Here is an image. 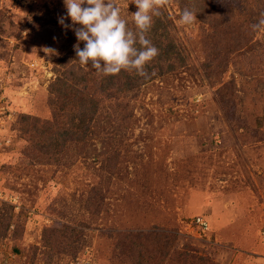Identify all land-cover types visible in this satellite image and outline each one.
Returning a JSON list of instances; mask_svg holds the SVG:
<instances>
[{
  "label": "rangeland",
  "instance_id": "1",
  "mask_svg": "<svg viewBox=\"0 0 264 264\" xmlns=\"http://www.w3.org/2000/svg\"><path fill=\"white\" fill-rule=\"evenodd\" d=\"M210 1L222 9L254 4ZM114 2L133 26L138 9L132 0ZM180 7L169 0L163 10L172 18L185 68L120 97L128 99L121 115L105 102L110 115H100L96 132L105 131L107 140L70 141L58 161L46 162L48 153L32 147L30 138L38 139L31 130L22 132L18 119H51L49 84L64 68L62 58L73 61L77 41L59 23L66 16L63 0H0V188L15 195L18 206H0V264H131L136 244H144L145 253L165 245L168 264L177 261L172 250L184 248L211 264H264V129L252 120L264 108L249 105L264 87V49L227 53L218 76L215 65H202L212 33L204 18L210 15L191 10L195 22L181 25ZM255 38L264 45V32ZM113 145L123 149L122 162L95 158ZM196 215L208 221L204 233L187 224ZM64 225L63 234L54 230ZM153 227L169 241L154 246V234L122 235Z\"/></svg>",
  "mask_w": 264,
  "mask_h": 264
},
{
  "label": "trees",
  "instance_id": "2",
  "mask_svg": "<svg viewBox=\"0 0 264 264\" xmlns=\"http://www.w3.org/2000/svg\"><path fill=\"white\" fill-rule=\"evenodd\" d=\"M181 5L180 13L183 9L188 8L195 12L202 11L208 13L210 16L204 18V22L208 23L212 29V33L207 37V41L204 43V52H207L205 61L202 65L204 67L215 68L218 72L224 71L227 67L228 58L227 53L235 52L239 49L249 51L250 49L261 47V52L264 49V45L255 38L258 31H253L252 25L257 23L261 19V13L264 12V0H254L253 3L245 4L241 8L233 9L229 6L227 9H222L219 5H216L214 1L210 0H177ZM132 21H127V26L130 30L135 31V25L131 26ZM172 24V18L168 13L160 9L159 16H153V22L150 30L146 33L147 38L158 49V55L148 62L145 66V71L148 76L141 77L137 75L135 71L121 70L115 75H103L98 73L91 65H81L76 57L73 55V61L68 62L62 60L61 66L64 68L54 77L49 84V105L51 106V119L44 120L41 124H38L39 119L29 114H22L18 119L19 129L22 132L31 130L36 136V139L30 138L33 142L32 147L43 149L45 154L44 160L47 162L58 161V155L64 151V146L68 142L74 141L75 145L79 144L91 138L93 136H99L103 139V142L110 136H107L102 131L96 132L98 124L102 123L99 120L100 115L104 112L110 113L108 105L105 102H112L114 109L120 113H124L126 106L128 105V99L123 101L120 97L127 96L128 92L134 91L139 88L141 84L152 82L156 77L163 76L164 74L177 71L179 68H185V56L183 55L180 43L174 38L170 25ZM72 25V24H70ZM72 27H80V25H73ZM69 27L68 36L72 37V40H76L75 33ZM223 31V37L218 33ZM241 40V44L235 45V43ZM82 47V42H80ZM231 45L235 49L225 48V46ZM137 47H140L138 44ZM73 53L75 52L74 50ZM70 51V52H71ZM65 56V55H64ZM264 59V53L262 54ZM75 60V61H74ZM262 61V60H261ZM63 64V65H62ZM264 64V62H263ZM230 82H233L231 80ZM253 96L249 98V105L252 109L264 108V87L261 86L252 93ZM115 103H114V102ZM246 104V103H245ZM242 105V104H240ZM239 105V106H240ZM248 107V106H247ZM111 108V107H110ZM110 115V114H109ZM129 115H133L132 111ZM125 120L126 117L121 119ZM105 120V119H104ZM254 125L257 128L264 129V109L258 111L257 115H254L252 119ZM119 123L114 127L115 133L111 138L116 136V132L119 130ZM107 127H104L106 130ZM97 136V137H98ZM118 142V141H117ZM105 147L108 144L105 142ZM115 145V144H114ZM112 146L108 149L98 153L96 159L101 163H109L111 160L116 163H120L123 149L121 147ZM128 152H132L131 142L126 143ZM104 147V146H103ZM132 166H136L137 162L132 160ZM113 166V164H112ZM101 169L104 171L105 167L101 164ZM134 177V171L132 172ZM117 174V172H115ZM102 175V174H101ZM128 179L127 177H125ZM131 179V177H129ZM124 179V177H123ZM126 181V180H125ZM130 197V196H128ZM100 198V197H99ZM102 198V196H101ZM131 198V197H130ZM65 226L62 229L56 228L55 231L63 234ZM132 230V229H131ZM123 230V237L127 239H133L134 235L137 237L155 235V245L164 244L166 239H159L157 236L165 235L160 229L154 227L147 231L133 232ZM174 236V235H173ZM138 243V242H137ZM133 243H131L132 245ZM144 244L140 249V245L136 244L138 248H134L135 255L131 264H168V257L171 253L165 245L159 249H150L151 252H144ZM130 246V245H129ZM128 246V247H129ZM164 246V247H163ZM149 247V246H148ZM149 250V249H148ZM156 254L157 258L153 263H149L148 259L152 258ZM172 253H175L176 264H211L212 261L209 257L199 255L197 252H189L188 249L184 250L173 249Z\"/></svg>",
  "mask_w": 264,
  "mask_h": 264
},
{
  "label": "clouds",
  "instance_id": "3",
  "mask_svg": "<svg viewBox=\"0 0 264 264\" xmlns=\"http://www.w3.org/2000/svg\"><path fill=\"white\" fill-rule=\"evenodd\" d=\"M66 16L59 18V23L72 27L77 38L73 46L81 65H91L98 73L115 75L121 70L135 71L141 77L148 76L145 66L158 55V49L147 38L153 16L160 15V9L169 0H132L138 9L132 13L135 31L130 30L127 21L120 16V8L114 0H63ZM70 18L72 25L65 24ZM196 20V13L185 8L180 13L178 23L191 25ZM253 31L264 32V12L261 19L252 25ZM83 42V48L80 47ZM140 47H137L136 45ZM45 53L53 54L54 49L45 48Z\"/></svg>",
  "mask_w": 264,
  "mask_h": 264
},
{
  "label": "built area",
  "instance_id": "4",
  "mask_svg": "<svg viewBox=\"0 0 264 264\" xmlns=\"http://www.w3.org/2000/svg\"><path fill=\"white\" fill-rule=\"evenodd\" d=\"M9 140V139H8ZM8 140L5 141V144L8 143ZM17 203V198L15 195H11L10 193L5 192L0 188V206L3 204H12L15 208ZM189 226L193 227L195 232L204 233V231L208 228V221L205 217L196 215L193 219L187 223Z\"/></svg>",
  "mask_w": 264,
  "mask_h": 264
}]
</instances>
